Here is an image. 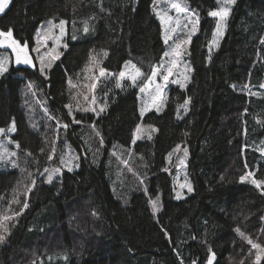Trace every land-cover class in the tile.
Masks as SVG:
<instances>
[{"label":"trees","instance_id":"obj_1","mask_svg":"<svg viewBox=\"0 0 264 264\" xmlns=\"http://www.w3.org/2000/svg\"><path fill=\"white\" fill-rule=\"evenodd\" d=\"M152 1L9 0L0 14V29L12 28L29 49L41 21L65 19L69 30L67 45L45 75L24 64L0 75V127L14 119L13 139L20 145V165L0 171V217L13 216L0 221L9 229L0 228L6 237L0 264H208L209 248L212 264H254L255 250L249 255L251 246L235 229L264 246V195L250 180L240 181L248 172L264 180V0L228 6L213 49L218 17L208 12L217 0H188L198 13L189 82L183 89L171 85L164 107L141 117L136 86L127 77L119 87L117 81L126 62L151 72L162 56ZM100 67L109 75L93 93ZM30 81L47 111L33 126L23 98ZM65 105L81 123H73ZM58 120L69 127H58ZM140 122L155 130L133 142ZM115 144L132 145L130 155L118 158ZM177 145L187 150L186 158L178 160ZM64 146L79 159L71 160L72 172L61 166ZM181 161L192 191L176 199ZM45 168L61 171L48 183L47 174L40 175ZM157 197L153 216L149 199Z\"/></svg>","mask_w":264,"mask_h":264},{"label":"rangeland","instance_id":"obj_2","mask_svg":"<svg viewBox=\"0 0 264 264\" xmlns=\"http://www.w3.org/2000/svg\"><path fill=\"white\" fill-rule=\"evenodd\" d=\"M174 2H177V0H153L152 1V11H153L154 4H155L156 11H153V13L160 23L161 39H162V42L164 44V51H163L162 56H161V58L158 61V64L156 66H159L160 64H164L165 74H167V71H166L167 68L171 67L172 68V75H169L168 82L163 81L162 77L160 75H157L154 78L155 83L150 84L147 77L151 76L152 71L151 72H149V71L143 72L138 67L135 66L137 69L140 70V72H142L144 74L142 77H140V79L137 80V84H136L138 107H139L140 113H141L142 108L146 109V111L149 109L160 111L165 105V102H166V99L168 96L169 87L171 85H178V84L171 83V81L175 80V79H179L186 86L187 83L189 82V79H190L191 63H190V59L188 57L189 43H190L192 36L195 34V32L197 30L198 23L196 25V30H195L194 34H192L189 38V33L192 31V25H191V23H189V20H193V21L197 20V17L192 15L193 11L195 13H197V11L190 5L188 0H179V2L181 4L187 6L189 11L187 13H183V12L177 13L171 7L172 3H174ZM219 6L220 5L217 4L216 9ZM228 6H230V5H228ZM156 12H160L161 14H163L164 12H167L168 15L172 17V21H170V22L166 21L165 24L162 26L161 22H160V18L157 16ZM177 19L180 22L179 27L176 24ZM49 20H52L53 23L57 24V25L59 24L60 20H64L66 22L65 26H64L63 35H61L59 28H51L50 29V26L47 23ZM169 24H171L172 27L177 28V31L172 34L173 39L169 40V44L165 45V43H164V32L169 27ZM184 25H187V27H184ZM224 25H225V21H224ZM224 27L221 29L222 35H223ZM38 29L41 30L40 31V45H39L40 46V54L48 53V56L46 57V59L51 60L52 65L54 63V60L51 59L52 56H59L61 49L67 45V39L69 37V30H68L67 21L65 19L56 20V19L49 18V19H46L44 21H41L38 24V26L34 32V42L31 46V48L29 49V55L33 59V64L36 65L39 69L40 68L39 61L36 59L37 53L31 51L32 48H36L38 46L37 45V31H38ZM215 31H216V27H215L214 32ZM222 35H219L217 37L216 43H212L213 42V36H212V39L209 42V48L210 49H213L217 46V42L221 39ZM53 37H59V39H55ZM179 40H187L189 42L181 45V48L179 50L181 52V55L177 57V56H174L171 54V49H170L169 45H173V41H179ZM165 51L170 52V55L168 57H164ZM0 54H4V55H7L10 57L9 67L12 64L20 65V64L15 63V57H14V55H12L11 49L0 48ZM173 61H174V63H173ZM125 64H124L122 70L126 72V77H127V73L129 71H131L133 74H135V70L131 68L132 64L130 63L128 68H125ZM47 69H49V68H46V70ZM88 75L93 76L89 73H88ZM185 77H187V79H185ZM157 83L162 84V85H164L166 83V87L164 88V91L162 93L156 92L155 89H156ZM141 87L145 88V91L143 93L140 91ZM23 98H24L25 105H27V107L31 113L30 114L27 111V116L29 117L30 124L33 126V123H35L36 121L42 123V115L47 112L46 111V101L44 99V96L39 92V90L37 88H32V89L27 90L26 93H24ZM181 115H182V112H178V116H181ZM138 125L141 126V131L137 132L135 130V132H134L135 139L143 138L142 134H145L146 137L152 136V134L155 130V128L153 126L144 124L142 122H140ZM8 126L0 127V128L6 129ZM13 133H7L6 135H7L8 139L15 141L13 139ZM8 139H6L4 135H0V143H3L8 148L9 152H15L16 155L15 156H6L5 160L3 162H0V171L14 167L13 164L8 162V161H15L17 166L20 165L19 148L16 147V143H8ZM131 147H132V145H130L129 147H125V146H122L120 144H115L113 147V153L118 158L123 159V157L125 155H130ZM62 155L64 157V163L61 162V166H64L66 168L72 167L73 162L71 161V163H68L70 156H68L69 155L68 149L65 146H64V150H63ZM182 158H186V157H185V151H184L183 147L180 145L178 160H180ZM179 163H180L179 164L180 166H178L176 168V171L174 174V184H175V195H174V197L176 199H180V198H183L186 195H188L190 192L188 191L187 185H191L190 180L187 177V174L185 172V169L182 166V165H184V161H183V163H181V162H179ZM17 166H15V167H17ZM59 173L60 172H58V174ZM55 174H57V173H54L53 175H55ZM139 174L140 173H137L138 181L140 184L143 185V183H141V181H143L142 177H140ZM181 185H185V187H181ZM177 193H180L179 198L177 197ZM159 205H160V203H159ZM159 208H160V206H159ZM157 212H156L155 216L157 215Z\"/></svg>","mask_w":264,"mask_h":264},{"label":"snow or ice","instance_id":"obj_3","mask_svg":"<svg viewBox=\"0 0 264 264\" xmlns=\"http://www.w3.org/2000/svg\"><path fill=\"white\" fill-rule=\"evenodd\" d=\"M236 3V0H217V4L220 5L217 9L215 10H210L208 12V15L210 17H218V21L216 24V31L213 33V42L212 43H216L217 41V37L219 35H222L221 29L225 26L224 25V21L227 18V16L230 13V8L228 7V5H233ZM9 5V0H0V14L5 13L6 8ZM172 9H174L177 13H187L189 11V9L187 8L186 5H183L179 2V0H177V2L172 3L171 5ZM153 11H156V7L154 4V8ZM157 16L160 18V22L161 25L163 26L165 24L166 21H172V17L168 15L167 12H164L163 14H161L160 12H156ZM192 15L197 17V20L193 21V20H189V23H191L192 25V31L189 33V38L192 34H194L195 30H196V25L198 23V13H195L194 11L192 12ZM48 25L51 28H59L61 35H63L64 33V26H65V21L64 20H60L59 24H54L52 20H49ZM176 24L179 27L180 22L177 19L176 20ZM184 27H187V25H184ZM40 29H38L37 31V47L36 48H32L31 51L32 52H36L37 53V57L36 59L39 61V71L41 72L42 75H45V70L46 68H51L52 63L51 60H47L46 57L48 56V53H44V54H40ZM83 31L85 33H87L89 31V27L87 26V24H85ZM177 31V28H174L171 26V24H169V27L165 30L164 32V43L165 45L169 44V40L173 39V33H175ZM55 39H59V37H53ZM76 37L73 36V39H75ZM189 41L187 40H179V41H173V45H169L170 49H171V54L174 56H180L181 52L179 51L181 48V45L184 43H188ZM261 43L264 44V38L261 39ZM0 48H7V49H11V53L12 55H14L15 57V63L16 64H24V65H32L33 67H35V65L33 64V59L32 57L29 55V45L27 43H21L19 40L15 39L13 36V29L9 28L7 31H4L2 29H0ZM108 53L104 52V55L106 56ZM170 55L169 51H165L164 52V57H168ZM58 56H52V60L57 59ZM174 63V61H173ZM9 64H10V57L4 54H0V75H3L4 73H6L9 70ZM130 65V62H126L125 64V68H128ZM131 68L135 70V74H133L131 71H129L127 73V77L129 79H131L132 81V85L136 86L137 84V80L140 79V77H142L144 74L142 72H140L139 69H137L135 67V65H131ZM165 66L164 64H160L159 66H154L151 72V76L147 77L149 83H155V77L157 75H160L163 79V81L168 82L169 79V75H172V68L168 67L167 68V74H165ZM106 75H109V73H107V70L103 67L99 68V76L95 77L93 79V82L91 83V90L95 91V89L98 86V83L100 82L101 78L105 77ZM126 77V72L125 71H121L119 73V79L117 81V86H120V80H123ZM47 78V77H46ZM185 79H187V77H185ZM71 83V82H70ZM171 83L174 84H178L182 89L185 87L184 83L181 82V80L179 79H175L172 80ZM27 87L29 89H32L34 87V84L32 82H29ZM166 87V83L164 85L157 83L156 84V92L157 93H162L164 91V88ZM261 87H264V85H261ZM140 91L143 93L145 91L144 87L140 88ZM251 95H255V93H249ZM85 100H88V97L85 96L84 97ZM155 99V98H154ZM190 100H185L184 105H182L181 107H183L184 111L187 112L188 111V104H189ZM92 103L95 104V96L93 95L92 97ZM66 108L69 109V115L73 116V110H72V106L71 105H65ZM77 110H80L79 105L77 106ZM84 111H88V108H84ZM92 111H96L95 107H93L91 109ZM105 110V106H101L100 107V112H103ZM146 109L142 108L141 109V117L144 116ZM99 114V113H97ZM52 118V117H50ZM73 123H81L80 120H76L75 117L73 116ZM57 126L60 127L62 126L63 128L67 129L69 127L68 124H62L61 122L58 120L57 121ZM93 130H95V124L92 125ZM16 131V125H15V120L13 119L11 124L5 129V128H0V135H4L6 139L7 138V133H13ZM137 132L141 131V126L137 125L136 128ZM96 135H100V133L97 131ZM133 142H135V137ZM8 143H16V147L19 148V143L12 141L11 139H8ZM101 146L103 145V138L101 137ZM180 148V145H177V149ZM185 155H187V150L185 149ZM41 152H43V149H41ZM55 152V148H53V154ZM53 154H50L48 156L49 160L53 159ZM16 153L15 152H9L8 148L3 144L0 143V162H3L5 160L6 156H15ZM27 155L31 156L32 153H27ZM72 159H78V157L69 158L68 163H71ZM61 161L62 163H64V157H61ZM10 163L13 164V166H17L15 161H8ZM123 163H125V165H127V161H123ZM181 163H183V161H181ZM245 167H247V164H245ZM69 171L72 170L71 167L68 168ZM131 171V169H129ZM61 169L60 168H55V169H48L45 168L44 169V173H40L41 176H43L44 174H47V179L46 182L50 183L53 180V174L54 173H58L60 172ZM29 175L31 176L32 174L29 173ZM254 177V173L252 172H248L246 175H242L240 177V181L241 182H245L246 180H250L251 184H253L258 190H260L261 194L264 195V180H257ZM221 179H223V177H221ZM36 183L35 178L32 179V185L34 186ZM141 183H143V181H141ZM181 187H185V185H181ZM188 187V191L191 192L192 188L191 185H187ZM32 189L31 187H28L27 191L30 192ZM180 193H177V197L179 198ZM17 203L19 201H16ZM149 203L152 207V211H153V215L156 214L157 211H159V197H157L155 200L149 199ZM28 207V203L27 201L24 202L23 204V208H27ZM23 208L21 209V212L23 211ZM20 213H14L13 215L18 216ZM92 215H97V213L94 211L92 213ZM13 219V216H9V215H3L2 217H0V221H8ZM262 220H264V217H261ZM0 228L3 229V233H7L9 231V229L7 227L4 226V224L2 222H0ZM235 231L238 233V235H240V237L242 239H244L251 247L249 249V255H252V251L255 250V259H254V264H261V261H264V246H262L260 243L254 241L253 239L246 237L245 234L243 232L240 231L239 228L235 229ZM3 233H0V243L5 241V235ZM193 239H195V237H193ZM209 258H208V264H212V261L214 259V253L212 252V249L209 248ZM65 259H67L65 257ZM193 264H196V262L194 261ZM241 264H244V262L242 261Z\"/></svg>","mask_w":264,"mask_h":264},{"label":"bare ground","instance_id":"obj_4","mask_svg":"<svg viewBox=\"0 0 264 264\" xmlns=\"http://www.w3.org/2000/svg\"><path fill=\"white\" fill-rule=\"evenodd\" d=\"M75 31V30H74ZM76 33V32H75ZM69 92V91H68ZM68 92H67V94H68ZM71 93V92H70ZM69 96V95H68ZM73 103V102H72ZM86 139V138H85ZM87 140V139H86ZM86 143V142H85ZM113 146V145H112ZM111 146V147H112ZM75 147V146H74ZM89 147V146H88ZM93 147V146H92ZM90 148H91V146H90ZM75 149V148H74ZM89 149V148H88ZM93 149V148H92ZM87 150V149H86ZM85 150V151H86ZM76 152H77V150H76ZM90 152V151H89ZM78 153V152H77ZM93 153V152H92ZM97 154V153H96ZM79 156V155H78ZM83 156V155H82ZM89 156V155H88ZM84 157V156H83ZM96 157V156H95ZM77 160H79V159H77ZM94 162V161H93ZM92 164H94V163H92ZM103 164V163H102ZM72 172V171H71ZM62 174V173H61ZM188 174V173H187ZM60 177V176H59ZM55 179V178H54ZM148 182V181H147ZM172 184V183H171ZM174 186V185H173ZM159 194V193H158ZM161 194V193H160ZM131 195H132V193H131ZM146 195V194H145ZM151 195V194H150ZM162 198V197H161ZM263 200V199H262ZM125 202V201H124ZM122 203V202H121ZM163 204V203H162ZM149 205H150V203H149ZM152 208V207H151ZM152 210V209H151ZM154 216V215H153ZM245 230V229H244Z\"/></svg>","mask_w":264,"mask_h":264}]
</instances>
